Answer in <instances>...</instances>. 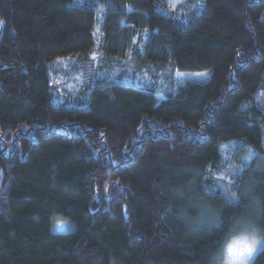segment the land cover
Segmentation results:
<instances>
[{
  "label": "trees",
  "instance_id": "trees-1",
  "mask_svg": "<svg viewBox=\"0 0 264 264\" xmlns=\"http://www.w3.org/2000/svg\"><path fill=\"white\" fill-rule=\"evenodd\" d=\"M0 18V264H212L222 230L161 215L169 185L199 173L220 205L264 158V108L247 107L264 89V0H0ZM88 63L120 74L62 98ZM150 67L171 91L123 80ZM176 71L208 77L175 86Z\"/></svg>",
  "mask_w": 264,
  "mask_h": 264
},
{
  "label": "clouds",
  "instance_id": "clouds-1",
  "mask_svg": "<svg viewBox=\"0 0 264 264\" xmlns=\"http://www.w3.org/2000/svg\"><path fill=\"white\" fill-rule=\"evenodd\" d=\"M252 103L264 108V89L254 94L247 107L250 108ZM251 150L255 151V147ZM246 157L247 153L240 157L245 165L248 163ZM236 171L239 173L240 169ZM198 176L199 173L194 172L182 182L168 186L172 202L166 206L161 219L172 215L193 233L199 232L202 225L222 230L212 264H235L234 254H252L264 245V224L260 222L264 219V189L261 187L264 185V158H253L252 166L246 168L245 174L228 189L227 201L220 205L196 191ZM231 204L241 207L225 227L222 209Z\"/></svg>",
  "mask_w": 264,
  "mask_h": 264
},
{
  "label": "rangeland",
  "instance_id": "rangeland-1",
  "mask_svg": "<svg viewBox=\"0 0 264 264\" xmlns=\"http://www.w3.org/2000/svg\"><path fill=\"white\" fill-rule=\"evenodd\" d=\"M184 0H166V2L170 5L171 8H176L179 4H181ZM102 16L101 13H99V18ZM101 19V18H100ZM3 25V21L0 18V32L1 27ZM99 30V29H98ZM99 55H94L93 60L95 61V65H100V60L98 57ZM72 59V58H70ZM59 61H55L54 63L50 64V75L51 78L54 79V81L58 78V72L59 69ZM89 70L86 72V75L82 74L79 76V74H76L75 76L70 78L67 85H64V90H67L68 92L65 93L62 98L64 99H70L71 97H78L81 94L86 96L90 94V90L92 87L95 86L96 82L103 79L106 75H111L112 73L108 71H104L103 73H98L97 77H94L95 74V68L91 66L90 63H88ZM59 70V71H58ZM120 72H113V76L116 78L119 76ZM200 74H206V75H200ZM176 77V85L182 84L183 82L187 80H204L208 77V73L206 72H175ZM77 79V82H76ZM123 80L127 82H135L139 85L145 86H157L160 87L161 93L166 94L168 91H171V82L169 81L168 76H166L163 73H156L155 70H153L151 67L148 68V70L143 71L141 74H135L134 72L130 71L127 76L123 78ZM77 85V86H76ZM76 87V88H75ZM72 91V92H71ZM77 91V92H76ZM162 96V95H161ZM229 149V148H228ZM234 164V163H233ZM233 168V165L230 163L228 165V169ZM60 228L64 227V224H59ZM264 245L260 246L257 251H255L252 254H244V253H236L233 255L232 259L235 262V264H251L256 255L259 253V251L263 248Z\"/></svg>",
  "mask_w": 264,
  "mask_h": 264
},
{
  "label": "snow or ice",
  "instance_id": "snow-or-ice-1",
  "mask_svg": "<svg viewBox=\"0 0 264 264\" xmlns=\"http://www.w3.org/2000/svg\"><path fill=\"white\" fill-rule=\"evenodd\" d=\"M200 75H206V74H200ZM230 183H233L234 184L235 183V180L234 179L230 180ZM225 191H228V189H226Z\"/></svg>",
  "mask_w": 264,
  "mask_h": 264
}]
</instances>
